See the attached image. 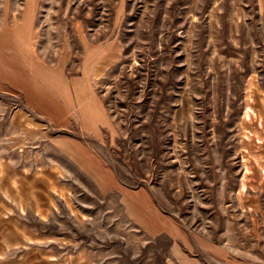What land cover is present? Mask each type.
<instances>
[{
	"label": "rangeland",
	"instance_id": "rangeland-1",
	"mask_svg": "<svg viewBox=\"0 0 264 264\" xmlns=\"http://www.w3.org/2000/svg\"><path fill=\"white\" fill-rule=\"evenodd\" d=\"M0 264H264V0H0Z\"/></svg>",
	"mask_w": 264,
	"mask_h": 264
}]
</instances>
